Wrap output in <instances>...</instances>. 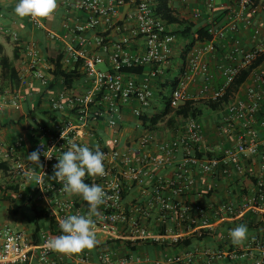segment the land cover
Returning <instances> with one entry per match:
<instances>
[{
	"label": "built area",
	"instance_id": "obj_1",
	"mask_svg": "<svg viewBox=\"0 0 264 264\" xmlns=\"http://www.w3.org/2000/svg\"><path fill=\"white\" fill-rule=\"evenodd\" d=\"M61 1L65 9L78 11L84 16V20L67 25V42L61 53L62 67L77 68L89 86L81 92L65 89L50 98L56 135L48 141L36 143L40 164L32 162L31 167H25L17 163L13 168L24 178L28 179L26 173L39 177L32 180L35 186L45 192L56 190L59 195L64 194V187L55 189L47 183L48 177L54 174L57 157L68 150L70 143L81 145L76 139L82 135L81 131L103 120L113 131H118L126 103L138 102L139 107L133 110L138 118L143 115L142 109L151 107L154 96L151 81L165 75L164 67L172 57L173 43L177 39L174 32L178 29V25L167 23L157 13V0ZM171 6L212 34L210 41H197L185 58L191 76L199 74L203 77L202 86L192 94L186 81L180 79L169 97L171 108L176 109L187 101H193L195 106L199 100L219 99L242 69L260 61L250 72V82L243 95L240 89L244 84L230 94L219 110L222 115L220 128L229 136L234 135L233 144L216 149L205 147L199 117L181 116V128L176 136L158 140L155 133L148 131L139 139L136 154L128 148L103 149L105 174L93 177L102 186L105 198L99 205L100 215L93 220L95 233H104L111 240L124 236L132 242L149 239L175 244L192 234L212 233L214 218L216 221H231L251 214H264V21H260V16H264V0H195L193 5L187 0H172ZM28 18L34 24H40V18ZM243 29L250 32V48H245L236 36ZM89 32H92V37L88 36ZM111 32L119 33V38L111 41ZM228 34L232 35L230 51L225 62L217 64L224 80L215 88V75L205 57L216 52L217 44ZM55 36L51 34V37ZM138 40L142 41V46L134 49V41ZM107 62L108 68H98ZM131 67L148 69L144 74L124 71ZM34 75L43 84L49 83L42 71L36 70ZM138 75H142L141 78L138 79ZM8 93L0 91V110L10 104ZM10 102L14 105L17 100L12 98ZM257 156L262 160V175L257 178L254 191L243 195L239 204L226 203L208 209L165 195L168 191L181 197L191 191L195 179L189 175L190 167L205 174L232 177L233 172L244 174V161ZM175 160L178 164L172 176L159 175L147 193L149 196L140 204L157 207L160 225L152 231L141 217L144 208L134 204L128 209L123 194L130 186L142 185L152 172L170 166ZM53 203L59 225L66 215H84L74 201L58 196ZM51 239L47 233L42 243L37 244L25 233L6 227L2 232L0 264L27 263L33 251H37L35 264H57L53 257L55 250L46 243ZM197 241L194 240L190 247L191 244L187 245L184 252L168 255L154 264H264V241L260 237H253L247 249L233 244L208 249ZM89 256L87 253L82 258L85 264H133L129 256L115 257L106 249L99 250L95 260ZM197 256L202 257L199 263Z\"/></svg>",
	"mask_w": 264,
	"mask_h": 264
},
{
	"label": "crops",
	"instance_id": "obj_2",
	"mask_svg": "<svg viewBox=\"0 0 264 264\" xmlns=\"http://www.w3.org/2000/svg\"><path fill=\"white\" fill-rule=\"evenodd\" d=\"M17 2L18 0H0L1 27L4 30L3 32L0 30L3 36L2 41H0V46L2 47V53L11 58L12 56L6 51V43L9 44L12 42L14 49V45L17 41V45L20 49V56L15 61V66L21 78L20 87L15 93L11 92L8 87L4 89L5 91H9L7 97L10 104L0 110V128L4 130L2 134L0 133V161L6 162V166L9 168L8 171L0 170V248L2 244V232L4 228L10 227L8 223L10 222L11 216H15V224L18 226V229L14 230L25 233L29 240L37 244L42 243L44 235L49 233V231H61L60 225L55 217L56 209L53 203L54 199L58 196L74 201L77 207H80L79 210L83 212L84 216H89V208L87 209L86 202L82 198V195L65 190L63 195H59L56 190L45 192L44 189L35 186L32 180L17 175L13 170L17 163H22L25 167H31L32 162L27 159V154L35 150V145L38 141H48L56 135L53 125L55 121H53L49 115L45 114V112H48L54 117L50 98L65 89L68 91L73 90L75 92H81L89 86L86 77L83 75L75 86L70 89L65 88L62 79H59L54 85H50V82L54 78L52 74L54 64L50 62V58H55L58 54L63 53L67 42L65 37L67 25L72 26L84 20V16L78 11L65 9L62 1L57 0L55 11L46 18H40V24L38 25L29 20L28 17L20 18L15 14L14 8ZM187 2L193 5L195 0H188ZM175 6L177 7V2H175ZM260 19V21L263 22L264 16L261 15ZM52 33L56 36L51 37ZM119 35V33L111 32L109 38L111 41L117 40ZM88 36L92 37V32H89ZM231 36L232 35L228 34L225 39H222L217 44L216 52L207 54L205 57L210 70L215 75L213 84L215 88H218L224 80L217 70V64L225 62L232 43ZM236 36L241 40L245 48H250L252 46L248 29L239 31ZM177 43L178 37L173 43V52L170 62L164 67L165 75L151 81L154 93L152 105L150 108L142 109L143 115L149 118L154 114L162 112L165 108V106L161 105V101L165 99V97H167V99L170 97V95H165V90L168 86L171 90L174 89L166 84L167 81L174 80L176 76L179 77V80L184 79L188 85L189 92L192 94H196L198 89L202 86L203 77L199 74L191 76V72L185 63L186 59L183 61L181 58V52L184 46H179ZM140 46H142L141 40L134 41V49H138ZM32 64H34V67H31ZM105 66L108 68L109 63L107 62ZM147 69L148 67L144 68L143 74ZM36 70L44 73L49 81L48 84H43L42 81L34 75ZM141 76L142 75H138L136 77L139 79ZM249 82L250 79L248 78L244 85H247ZM244 85L240 89L242 90V95L245 89ZM12 98L17 100V103L14 105L10 102ZM202 101H204V99L197 101L195 106L203 109V113L199 119L204 134V146L216 149L233 144L234 135L229 136L223 128H220L221 113L219 111L205 109ZM137 107H139V104L136 100H132L125 104L123 107L122 124L118 131H113L106 121L103 120L94 124L96 132L86 133L85 129L82 130V135L76 138L77 141L90 149L98 147H119L128 148L132 153L136 154L138 152L139 139L146 132L151 131L156 134L158 140H165L176 136L180 131L182 123L181 116L174 117L175 109L171 108V112L157 123L156 128L154 130H149L147 128L149 124H144L134 114L133 110ZM105 125L113 132V144L107 143L106 141L108 140L104 138L105 131L103 130V126ZM34 130H38V132L36 133ZM262 134L264 135V129L262 130ZM86 137L88 139H86ZM93 139H95V141ZM152 150H154V147ZM261 163L262 160L260 156L247 159L242 164L244 166V174L241 175L233 172L232 177H224L220 174H205L190 167L188 170L189 175L195 179V185L191 191L181 197H176L168 191L165 192V195L172 199L179 198L180 201L188 205H202L208 209L226 203L239 204L241 203V197L243 195L254 191L255 183H253V179L257 181V178L262 175ZM177 164L178 161L175 160L170 166L157 169L152 172L148 179H145L142 185L134 184L127 190V196L124 199L127 208H133L135 206L134 204H139L140 207H143L145 211L142 213L141 217L149 229L155 230L158 228V225H160L157 207L154 205L153 208H151L147 207V205L140 204L149 196L147 193H150L152 190L158 176H172ZM84 180H87L90 184H100L93 176L86 175ZM47 183L50 186H54L55 189L63 186V181L54 178L53 174L48 177ZM36 212L41 213L42 216L41 220L38 222V232L35 231L37 225ZM98 213V215L93 214L89 218L95 219L100 215V206H98ZM210 216L213 217L212 214ZM213 221L215 226L211 231L212 233L202 241H197L201 246L207 247L208 249L221 248L224 244H233L229 231L241 224L247 226V237L240 244H233L234 246L240 249H247L253 237H260L264 241V214H251L244 219L231 221H216V218H214ZM258 221H262L263 225L257 228L252 227V224H256ZM124 233L125 231H123V235ZM96 238L98 246L95 245L91 249H83L78 253L54 251L53 257L58 262L57 264H85L82 258L87 253L90 254L89 257H91V259L93 258V260H95L98 251L106 249L111 251L115 257L124 255L129 256V258L133 260V264H154L156 260L164 259V257L168 255L180 254L187 249V245L184 244L172 245L173 243L165 242V247H162L161 245H147L144 243L146 240H140L133 242L136 248L134 251H131L124 244V241L127 240L124 236L123 238H119L120 240H111L104 233H96ZM192 244L193 243L188 247L192 246ZM196 260L197 263H199L202 257L197 256ZM36 261L37 251H33L29 261L24 264H35Z\"/></svg>",
	"mask_w": 264,
	"mask_h": 264
},
{
	"label": "clouds",
	"instance_id": "obj_3",
	"mask_svg": "<svg viewBox=\"0 0 264 264\" xmlns=\"http://www.w3.org/2000/svg\"><path fill=\"white\" fill-rule=\"evenodd\" d=\"M57 7V0H18L14 12L20 17L46 18ZM110 143V141H106ZM105 154L97 148L92 150L87 146L70 143L54 165L53 177L63 181L65 191L82 195L88 203L89 216L66 215L60 221L62 234L46 243L52 250L63 253H78L83 249H91L97 243L94 231V220L91 215H98V206L104 203L105 192L98 184H88L84 178L88 176H103ZM27 159L40 164V151L35 150L27 154ZM29 180H38L39 177L25 174ZM247 226L241 224L229 231L233 244H240L247 237Z\"/></svg>",
	"mask_w": 264,
	"mask_h": 264
},
{
	"label": "trees",
	"instance_id": "obj_4",
	"mask_svg": "<svg viewBox=\"0 0 264 264\" xmlns=\"http://www.w3.org/2000/svg\"><path fill=\"white\" fill-rule=\"evenodd\" d=\"M157 13L162 16V18L167 22L171 24L178 25V29L174 32L178 38H182L184 40L189 39L190 42L185 44V46L182 48L181 52V58L183 61L185 60L188 52L191 50L193 45L197 41H210L212 39V34L208 33L204 27H199L195 25L191 20H188L182 13L178 12L175 8L171 6L172 0H157ZM0 66H1V72H0V91L3 92L6 87L10 88L11 92L15 93L21 84V78L19 76V72L15 66V61L20 56V49L17 45V41L14 45L13 49V55L10 58L6 54L2 53V47L0 46ZM62 55L58 54L55 58H50V62L54 64V69L52 70V74L54 76L53 80L50 82V85H54L59 79H62V82L65 86V88L70 89L75 86V84L78 82V80L81 78L82 73L78 71L77 68L75 69H66L62 67L61 63ZM258 61L253 63L252 65L245 67L241 70V72L235 77V79L232 81V83L229 85V87L226 89L225 93L222 97H220L217 100H204L202 101V104L205 109H210L212 111H219L222 109V107L225 105V103L228 101L230 94L237 90L241 85H243L250 72L253 70V68L258 64ZM124 71L129 73H142L144 71L143 67H137V68H125ZM179 77L176 76L174 80L167 81L166 84L170 85L172 88H175L178 84ZM193 101H187L183 105L179 106L174 110V117L177 116H193V117H200L203 113V109L200 107H196L193 105ZM36 110V109H35ZM171 112V107L169 104V99L166 100L165 108L162 112L158 114H154L150 118L146 115H142L139 117V119L144 124H149L147 128L149 130H154L156 128V125L158 122H160L167 114ZM45 114L49 115L52 120H54V117H52L51 113L45 112ZM171 119V118H170ZM174 120V119H172ZM34 132H38V130H34ZM100 151H103L105 148L98 147ZM97 148H93L92 150H96ZM209 155H211L208 152ZM6 162L0 161V170L8 171V167L6 166ZM253 183H256V179H253ZM86 183L87 180L85 181ZM90 184V183H88ZM127 196V192L123 194V198L125 199ZM86 202V201H85ZM87 209L89 208L88 203L86 202ZM36 228L35 231H39L38 222L41 220L42 216L41 213L36 212ZM263 225L262 221H258L256 224H252V227H259ZM163 230V229H162ZM164 231V230H163ZM49 234L52 236V239L55 237H58L61 235L60 232H52L49 231ZM211 233H208L207 231H204L203 234L197 235L192 234L190 237L184 238L182 240H179L177 243H173L172 245L177 244H184L189 245L194 240L202 241L205 237L209 236ZM212 236V235H211ZM120 240V239H118ZM144 243L147 245L157 246L161 245L162 247H165L166 243H159L155 240H149L147 239ZM124 244L129 248V250L134 251L135 246L133 245L132 241L126 240L124 241ZM98 246V243H96Z\"/></svg>",
	"mask_w": 264,
	"mask_h": 264
},
{
	"label": "rangeland",
	"instance_id": "obj_5",
	"mask_svg": "<svg viewBox=\"0 0 264 264\" xmlns=\"http://www.w3.org/2000/svg\"><path fill=\"white\" fill-rule=\"evenodd\" d=\"M188 1V0H187ZM1 23H2V19H1V17H0V30L3 32L4 30L2 29V25H1ZM2 39H3V36H2V33H0V41H2ZM188 42H190V40L189 39H187V40H184V39H182V38H178V45L179 46H185V44H187ZM6 51H7V53L9 54V55H11L12 56V53H13V44H12V42L11 43H9V44H7L6 43ZM98 68H102V69H106V66L105 65H98ZM246 85H244V87H245ZM171 88L168 86L167 88H166V90H165V95H167V96H169L170 95V93H171ZM166 100H167V97H165V99H163L162 101H161V105L162 106H165V103H166ZM218 114L220 115V113L218 112ZM96 129H95V126L93 125L92 127H88V128H86L85 129V132L86 133H92V132H96L95 131ZM103 130L105 131V134H104V138L105 139H107L108 141H110V143L109 144H113L114 143V137L112 136V134H113V132L105 125V126H103ZM4 132V130H3V128L1 129L0 128V133L2 134ZM84 137H85V135H84ZM86 139H88L87 137H86ZM94 141H95V139H93ZM14 218H15V216H11V219H10V222L8 223L9 224V226L11 227V228H13V229H18V226L15 224V220H14ZM152 230V229H151ZM153 231V230H152Z\"/></svg>",
	"mask_w": 264,
	"mask_h": 264
}]
</instances>
